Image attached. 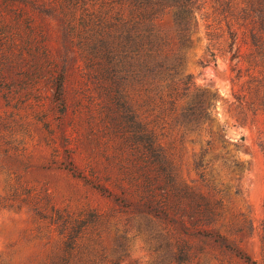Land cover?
<instances>
[{
    "label": "rangeland",
    "instance_id": "obj_1",
    "mask_svg": "<svg viewBox=\"0 0 264 264\" xmlns=\"http://www.w3.org/2000/svg\"><path fill=\"white\" fill-rule=\"evenodd\" d=\"M255 2H197L183 67L198 92L215 96L209 107L211 125L206 123L193 133L175 123L187 99L179 102L173 119L164 125L159 111L150 110L141 86L133 81L125 85L129 94L125 100L131 111L126 113L129 125L133 126L131 109H135L143 122L155 127L181 179L203 192L209 187L200 179L194 161L207 147L212 128L216 146L204 155V163L216 154H227L240 167L221 169V162L214 160L205 169L207 181L224 202L225 224L240 225L245 218L251 224L239 245L264 264V68L260 62L259 67L248 63L253 60L251 41L259 22L247 3L256 8ZM104 13L105 8L96 3L87 9L82 2L72 3L64 12L58 7L54 17L46 18L49 36L40 45L28 42L23 31L17 39H1L7 30L0 28V264H28L31 256L44 257L54 249L59 236L50 220L53 208L76 215L93 210L103 214L105 224L100 230L106 254L126 239L127 255L119 264H161L148 228L140 230L135 221L128 222L132 214L120 212L113 198L59 166L73 161L81 171L88 172L91 164L116 173L108 160L117 153L118 104L107 89L111 80L102 72L99 43ZM64 17L75 28L65 30ZM160 25L173 32L169 15ZM118 51L115 62L120 59ZM49 59L66 68L68 109L63 115L54 100ZM229 260L243 264L236 258ZM211 264L220 262L213 259Z\"/></svg>",
    "mask_w": 264,
    "mask_h": 264
},
{
    "label": "trees",
    "instance_id": "obj_2",
    "mask_svg": "<svg viewBox=\"0 0 264 264\" xmlns=\"http://www.w3.org/2000/svg\"><path fill=\"white\" fill-rule=\"evenodd\" d=\"M79 2L86 9L95 3L105 8L99 43L102 72L106 80H111L110 85L107 81V89L114 94L118 104L117 153L108 160L116 173L109 168L97 169L91 164L88 172L81 171L73 161L62 162L59 166L113 198L120 206V212L132 214L127 218L128 222L135 221L140 230L148 228L161 264L166 261L211 264L213 259L220 264H231L229 259L233 258L243 264H259L239 245L246 230L252 229L251 224L246 218L240 225L225 224L224 202L217 196L219 191L207 181L205 169L214 160L221 162V169L231 165L240 167L236 161L229 160L227 154H216L204 163V155L216 146L212 128L209 129L211 137L207 147L194 161L200 179L209 187L208 192H203L181 179L151 122H143L135 109H131L132 127L126 118L130 107L126 106L125 99L129 94L125 85L133 81L141 86L150 110L159 111L158 118L164 125L171 122L179 102L184 99L188 100L186 106H182L174 117L183 131L197 133L206 123L212 124L209 107L215 96L198 92L192 75L185 74L183 67V53L191 44L198 0H0V28L7 30L1 39H17L23 31L28 42L44 44L49 36L46 18L54 17L58 7L64 12L68 5ZM247 4L253 18L259 22L251 41L253 60L248 63L259 67L260 62L264 68V0H256V8ZM166 15L171 17L174 33L160 25ZM65 23L64 17L65 30L75 28L72 21ZM43 49L47 54L45 45ZM115 50H119L120 57L116 62ZM120 51L125 54L121 55ZM49 61L55 81L54 100L63 115L68 109L66 68ZM234 146L239 147V144L234 143ZM239 193L237 190L236 194ZM50 220L56 225L57 243L44 257L31 256L28 264H119L127 255L125 237L122 243L114 245L110 254H106L100 230L105 224L104 215L98 211L76 215L53 208Z\"/></svg>",
    "mask_w": 264,
    "mask_h": 264
}]
</instances>
